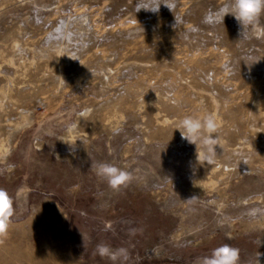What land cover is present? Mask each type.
<instances>
[{
  "label": "rangeland",
  "instance_id": "rangeland-1",
  "mask_svg": "<svg viewBox=\"0 0 264 264\" xmlns=\"http://www.w3.org/2000/svg\"><path fill=\"white\" fill-rule=\"evenodd\" d=\"M223 3L0 0V189L14 210L33 189L0 264L189 263L224 243L264 264V40L214 23ZM210 116L208 165L178 129ZM101 164L132 179L112 189ZM120 217L133 233L102 229Z\"/></svg>",
  "mask_w": 264,
  "mask_h": 264
},
{
  "label": "clouds",
  "instance_id": "clouds-1",
  "mask_svg": "<svg viewBox=\"0 0 264 264\" xmlns=\"http://www.w3.org/2000/svg\"><path fill=\"white\" fill-rule=\"evenodd\" d=\"M262 14H264V0H224L222 6L213 13V22L224 25L225 16L231 15L240 26V37L264 40ZM259 59L246 64L250 68ZM219 127V123L211 116L204 121L188 117L181 123L178 130L182 139L195 144L196 149L197 144H200L201 150L199 153L197 152V161L200 164L204 162H207L208 165L215 163L217 141L214 134L217 133ZM57 158L59 159V157ZM97 174L106 179L109 186L115 190L121 186H126L132 179L129 172L109 164L99 165ZM194 198L195 196L190 199ZM13 212L12 199L5 190L0 189V235L6 233ZM97 251L101 257L108 256L112 260L117 259L116 253H112L107 245H99ZM239 259L240 249L224 243L212 249L209 255L204 256L201 264H238Z\"/></svg>",
  "mask_w": 264,
  "mask_h": 264
},
{
  "label": "water",
  "instance_id": "water-1",
  "mask_svg": "<svg viewBox=\"0 0 264 264\" xmlns=\"http://www.w3.org/2000/svg\"><path fill=\"white\" fill-rule=\"evenodd\" d=\"M33 189L31 187H28L27 185L21 184L15 189L14 193V199H15V206L17 207V210H14L13 214L17 218H22L24 217L30 207V199H29V194ZM115 222V221H114ZM113 222L110 221H104L103 224L101 225L102 228H105L106 226H112ZM204 256L199 255L196 258H194L190 264H201V260ZM139 264V263H136ZM142 264H180L175 261H165V262H159V263H142Z\"/></svg>",
  "mask_w": 264,
  "mask_h": 264
},
{
  "label": "flooded vegetation",
  "instance_id": "flooded-vegetation-1",
  "mask_svg": "<svg viewBox=\"0 0 264 264\" xmlns=\"http://www.w3.org/2000/svg\"><path fill=\"white\" fill-rule=\"evenodd\" d=\"M114 221L112 224L113 228L110 226L105 227V229L108 230L112 236H115V232H119V231L125 232L127 234H131L135 231L136 223L134 220L130 219L129 217H120L115 219ZM100 224L102 225L103 222H101ZM178 263L190 264L191 262L189 263L178 262Z\"/></svg>",
  "mask_w": 264,
  "mask_h": 264
}]
</instances>
